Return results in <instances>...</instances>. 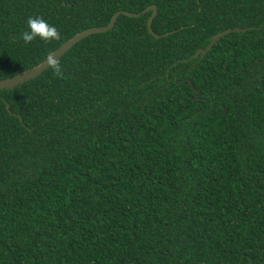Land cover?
Here are the masks:
<instances>
[{"label":"trees","instance_id":"1","mask_svg":"<svg viewBox=\"0 0 264 264\" xmlns=\"http://www.w3.org/2000/svg\"><path fill=\"white\" fill-rule=\"evenodd\" d=\"M153 5L0 90V264H264V0H0V80Z\"/></svg>","mask_w":264,"mask_h":264},{"label":"water","instance_id":"2","mask_svg":"<svg viewBox=\"0 0 264 264\" xmlns=\"http://www.w3.org/2000/svg\"><path fill=\"white\" fill-rule=\"evenodd\" d=\"M150 11H153L152 16L149 18L148 20V29L149 32L154 35L156 38L157 36L154 34L153 30H152V21L154 19V17L157 15L158 10L157 7L155 5L150 6L149 8H147L145 11L139 13V14H135V13H131V12H127V11H119L117 13H115V15L113 16V18L111 19L110 23L107 26H103V27H94V28H90L88 30H85L83 32H80L79 34H77L76 36H74L73 38H71L69 41H67L64 45H62L58 50H56L55 52H53L42 64L29 69L27 71H24L16 76L10 77L8 79H3L0 80V90H10V89H14L17 86H20L36 77H38L40 74H42L44 71H46L49 67L48 64V60L51 57H54L56 59L61 58L66 52H68L74 45H76L78 42H80L81 40H83L84 38L90 36V35H94V34H101V33H106L110 30L113 29V27L115 26V23L118 19V17L120 15H126L129 17H134V18H138L143 14H146ZM246 29H240V28H236V29H228L225 30L215 36L212 37V41L211 43L207 46V48L205 50H199L197 51V53L192 57L193 59L198 58L199 56L204 57L207 52L224 36L230 34V33H242V32H246ZM7 109H9V105H7Z\"/></svg>","mask_w":264,"mask_h":264},{"label":"clouds","instance_id":"3","mask_svg":"<svg viewBox=\"0 0 264 264\" xmlns=\"http://www.w3.org/2000/svg\"><path fill=\"white\" fill-rule=\"evenodd\" d=\"M26 23L27 28L20 35V39H22L25 44H30L36 40L37 37L45 43L61 38L58 29L41 16L29 17ZM48 64L57 77L63 76L62 65L58 59L51 57L48 60Z\"/></svg>","mask_w":264,"mask_h":264}]
</instances>
